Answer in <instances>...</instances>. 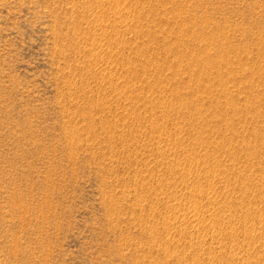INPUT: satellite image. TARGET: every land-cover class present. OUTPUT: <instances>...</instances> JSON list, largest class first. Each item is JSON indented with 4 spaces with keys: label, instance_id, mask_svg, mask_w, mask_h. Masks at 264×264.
Segmentation results:
<instances>
[{
    "label": "rangeland",
    "instance_id": "rangeland-1",
    "mask_svg": "<svg viewBox=\"0 0 264 264\" xmlns=\"http://www.w3.org/2000/svg\"><path fill=\"white\" fill-rule=\"evenodd\" d=\"M0 264H264V0H0Z\"/></svg>",
    "mask_w": 264,
    "mask_h": 264
}]
</instances>
